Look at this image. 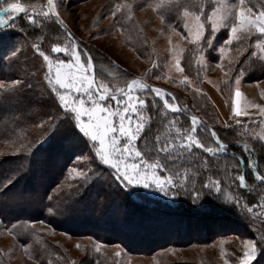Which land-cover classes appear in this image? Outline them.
I'll return each instance as SVG.
<instances>
[{
  "label": "rangeland",
  "instance_id": "374dc122",
  "mask_svg": "<svg viewBox=\"0 0 264 264\" xmlns=\"http://www.w3.org/2000/svg\"><path fill=\"white\" fill-rule=\"evenodd\" d=\"M210 1L213 5L209 10H203L202 13L194 12L201 15L205 25L204 35L199 41H194L184 28L183 10L176 24H171L165 18L167 11L173 13L174 7L180 2L189 3L185 0H56L63 24H58L54 18L45 20L37 14L35 17L37 24L31 25L23 13L18 20L12 21L14 26L0 27V84L9 85L8 89L0 88V101L6 98L5 101L14 102L18 107L14 119L23 120L20 126H15L14 121L7 126L0 122V164L4 167V171H0L2 176L0 182L7 181L8 178L13 180L6 189L0 187V191L6 190L0 193V264H226V261L227 264H238V258L244 251L243 241L258 239L259 235L263 234L259 230L264 228L261 224L264 220V208L257 207L253 213H248L244 208V204L248 202L236 194V190L233 192L226 186L237 181L240 170L234 159L224 158L227 172L222 182L219 180L222 193L218 203L220 207L227 206L222 202L223 195L226 194L240 198L239 207L230 206L222 208V211L228 214L230 210L235 214L246 212L247 215H244L250 224L244 228L232 218H225L226 221L219 224L215 218L204 220L201 215H195L193 212L192 215L175 210L180 208L181 204L177 197L180 199V196L185 195L182 190L178 195L165 197L163 193L155 190L133 187L124 190L134 200L152 206V211L147 210L142 218H139L137 213L133 214L127 229L118 228L121 236L127 232H130L128 234L130 239L139 235L154 236L172 228L171 230L176 232L175 235H180L173 237L178 241L173 240L172 243L159 245L153 251L151 247L140 249L138 243H141V240L130 247L121 237L117 241L102 242L91 235V231L109 233L106 228H110L112 223L114 225L115 217L122 211L117 208L120 199L111 204V212L101 215L102 219L95 222L88 214L89 205L83 203L81 199L85 201L90 195L94 200L100 188H105L104 190L112 195L118 187L111 184L112 180L111 183H107L109 178L107 179L100 170L107 169L106 166L100 164L94 153L89 151L91 145L87 146L85 138L77 129V142H72L68 133L55 136L54 121L58 117H63V110L43 79L46 72L45 63L31 47L32 44H38L53 58L67 59L62 53H51L53 44L59 43L63 46L68 42L65 29L78 42L82 54L85 52L91 54L98 81L103 80L115 88L124 87L132 79H138L150 87L165 89L179 98L183 109L185 102L203 106L208 111L206 115H212L211 122H214L222 134L233 132L246 143L257 141L264 146V117L260 115L258 108L252 107L255 104L264 106V82L262 86L256 84L244 86L247 81L264 80L261 79V76H264V59H261L264 52L256 46V41L264 37L253 31L242 40L233 41L221 58L219 48L224 46L230 29L221 27L213 32L207 17L212 9L220 4L228 5L233 12L241 5L239 0ZM9 2L17 0H5V3ZM19 2L31 9L33 6L37 8L44 6L47 0ZM128 5L131 7H127ZM232 5H235V8H232ZM261 5H264V0H245L243 6L245 8L251 6L254 11H259ZM187 19L191 21V17ZM230 20L235 22L234 17H230ZM237 35L243 37L244 33ZM16 48L20 49L19 53H25L28 49L26 52L28 55L26 53L25 55L31 58L32 63L24 66L23 70H30L29 72L11 69L14 67L12 63L23 64V61L18 60L19 53L16 57L11 55ZM177 56L184 68L183 72L175 68ZM82 58L86 60V56ZM229 67L232 69L231 72ZM237 75L241 76L239 89L248 87L250 97L257 101H241V108L248 112L249 116L233 118L232 101L237 87L235 84ZM185 76L188 77L187 81L184 80ZM14 80H19L20 84L11 85V81ZM33 93H38L41 98H36ZM139 95L148 99L149 106L144 115L150 117L153 114L151 117L157 115L155 119H160L158 124L162 129L154 135L155 138L157 135L160 136L159 143L154 142L156 153L159 147L164 146L166 137L174 139L177 135L175 128L169 130L166 127L170 121L176 120V127L183 130L191 128V120H184L177 113L170 110L154 111L151 108L154 94L144 91ZM155 99L159 108L163 109L162 101L159 98ZM23 100L34 101L40 108L39 101H51L56 105L57 114H53L54 110L48 111V114L41 110L34 124L24 126L25 119L36 115L37 112L36 109L23 105ZM169 100L173 102L171 97ZM43 106L46 107L42 105V109ZM2 111L5 110L1 105L0 112ZM192 115L195 113L192 112L190 116ZM236 119H239L241 124L237 125ZM6 128H11L12 132L7 133ZM147 131L149 132V129L146 127L137 140V146L142 151L145 150L146 143L143 134ZM197 136L206 147H217L215 138L206 129L198 128ZM195 149L194 147L191 153L184 152L181 156L186 155L187 160L191 162V156L196 155ZM175 154V160L182 159L177 152ZM219 154H216L217 157ZM79 155L88 156L89 159L77 160L76 157ZM150 158L155 159L156 154ZM160 158L162 162L167 161L168 164V160ZM179 164H174L169 169L175 168L173 171L180 176L187 175L193 180L195 175L189 172L187 166ZM73 167L85 172H88L89 168L93 170L89 172L90 179L86 184L80 178H76L75 174L69 175ZM209 179L218 180L208 174L205 182ZM16 180L20 181L19 184ZM14 183L17 185L13 186ZM46 187L47 190H44ZM196 189L202 190V186ZM203 191L205 193L208 190ZM251 192L255 195L253 204L259 205L264 201L263 192L253 189ZM22 195L31 198L21 201ZM49 197H52V200H49ZM24 202H29L28 207H24ZM200 205L201 203H198L195 206ZM47 206L58 211L67 209L66 207L69 209L49 213ZM171 208H174V211L169 210ZM232 212L230 213L233 214ZM19 213L22 215L17 217ZM30 214L36 217L30 219ZM51 214L60 216L57 220L60 228L52 227L46 221L38 219ZM100 220L102 222L99 223ZM14 224L16 227L13 229ZM117 253L120 255H116Z\"/></svg>",
  "mask_w": 264,
  "mask_h": 264
},
{
  "label": "snow or ice",
  "instance_id": "6c2138e0",
  "mask_svg": "<svg viewBox=\"0 0 264 264\" xmlns=\"http://www.w3.org/2000/svg\"><path fill=\"white\" fill-rule=\"evenodd\" d=\"M239 4L241 6L234 12L230 10L228 5L220 4L214 7L207 17L211 22L213 32L221 27L230 29V34L228 39L224 41V46L219 48L221 58H223L226 49L232 45L233 41H240L253 31L264 37V5L260 6L259 11H254L251 6L247 8L243 6L245 0H239ZM117 7L119 8V6ZM127 7L130 8L131 5ZM179 7L183 8L184 28L194 41H199L205 31L201 15L190 12L188 6L181 5ZM231 7L235 8V5ZM0 13H3V15H0V27L12 25L13 18L17 17L19 13H24L31 25L37 24L35 18L37 14L45 20L54 18L58 24H63L56 0H47L44 6L40 8L33 6L31 9L20 3L19 0L9 3L0 0ZM189 17H191V21L187 19ZM230 17H234L235 22H232ZM238 33H244V36H238ZM66 35L68 42L63 46L59 43L53 44L51 53H62L67 59L53 58V56L43 51L38 44H32L31 47L46 65L43 79L50 92L55 94L59 107L63 110V115L71 117V123L85 138L87 146L91 145L89 151L94 153L100 164L110 170L115 186L122 189L142 187L145 190H155L163 193L165 197L178 195L179 191L182 190L185 195L190 196L193 204L200 203L201 197L205 195L203 189H207V195H214L217 200H221L222 189L219 180L209 179L203 183L202 190H197L193 181V186L190 189L188 176H180L177 172L171 171L168 164L162 162L160 158L163 154L165 160L174 161L176 156L173 155V152L191 153L194 147L203 149L204 152L212 155L222 153L227 145L221 142L216 131L211 130V136L215 138L217 147H206L197 136L198 128L205 130L202 128L197 116L192 115L190 117L191 128L189 130L176 127V120L170 121L166 127L169 130L175 128L177 135L174 139L166 137L164 146L159 147L156 153V158H150L152 149L148 147L147 142L143 151L137 146L138 138L141 137L151 119L144 115L149 106L148 99L139 94L144 91L154 94L151 101V108L154 111L164 112L170 110L172 113H179L182 109L175 103V95L159 87H150L138 79H132L124 87L117 86L115 88L110 87L103 80L98 81L91 54L87 52L82 54L79 44L72 34L69 32ZM210 42L211 40H209ZM256 46L260 48L261 52H264V39H258ZM19 52L20 49L16 48L11 54L12 57H16ZM82 56H86V60ZM261 59H264V57H261ZM221 66L223 67V65ZM175 68L179 72L184 71L178 56ZM231 71L232 69L229 67V72ZM184 80L187 81L188 77L185 76ZM240 81L241 76L237 75L235 77L237 87L232 101L233 118L249 116V113L241 108ZM19 84V80L11 81V85ZM0 88L8 89L9 85L0 84ZM169 97L173 102H170ZM155 98L162 101L163 109L159 108ZM252 107L258 108L260 115L264 117V106L255 104ZM249 118L251 119V117ZM235 122L237 125L241 124L239 119H236ZM155 139L159 143L160 136L157 135ZM244 150L251 151L246 146ZM76 159L88 160L89 157L79 155ZM248 163L254 173L255 180L259 182L261 190L264 191V173L259 171L257 163L251 158H249ZM92 171L91 168L88 169V172H85L73 167L69 175L75 174L76 178H80L86 184L90 179L89 172ZM238 182L242 188L247 187L246 177L243 173L239 174ZM12 183L13 180L8 178L7 181L0 182V187L6 189L7 185ZM48 199L52 200V197ZM222 202L233 208L240 206V198L233 195H223ZM257 207L264 208V201H261L259 205L244 204V208L247 209L248 213H253ZM66 210L59 209L61 212ZM47 211L53 213L54 208L48 207ZM261 224L264 225V221H261ZM15 227V224L12 225L13 229ZM259 231L264 233V228ZM243 245L244 251L238 258V264H253L260 251L258 245H264V234H260L258 239L255 240H244ZM96 251H99V246H97ZM116 255L119 256L120 253Z\"/></svg>",
  "mask_w": 264,
  "mask_h": 264
},
{
  "label": "trees",
  "instance_id": "16d2710c",
  "mask_svg": "<svg viewBox=\"0 0 264 264\" xmlns=\"http://www.w3.org/2000/svg\"><path fill=\"white\" fill-rule=\"evenodd\" d=\"M180 1H184V0H180ZM185 1H187L189 3L187 4V3H181L180 2L179 5L174 7L173 13H171L170 11H167V14H165V18L169 22H171V24L172 23L176 24V22L179 21V20H177L178 16L181 13V10H183L182 7H179V6H181V4L184 6H188L190 12H196L197 11L200 13H202L203 10H205V11L209 10V8L213 5V3H211L210 0H185ZM201 9H202V11H201ZM22 15H23V13H20L19 15H17V17H15L13 19V21H15L16 19L18 20ZM27 51H28V49L25 50V53ZM25 53H19V57H18V60L23 61V64H18V62L12 63V66L14 65V67H11V69L17 70L19 72H22V71L23 72H29L30 71V70H25V69L23 70L24 66L27 67L28 64L30 65V63H32L31 58L27 56L28 53H26L27 55H25ZM263 73H264V70H263ZM30 77L32 79V74H30ZM261 79H264V76L263 77L261 76ZM33 95H35V97L38 99L41 98L38 93H33ZM175 98H176L175 103H177L178 106L182 109L181 112L177 113L179 116H181V118H183L184 120H189L191 117L190 116L191 113L194 112L195 116H197L199 118L202 127L205 128L209 133H211V130H215L217 135L219 136L221 142L226 144L227 148L225 149L224 152H222L218 155L219 157H217V155L216 156H210L208 153H205V152L201 151L199 148H196L195 149L196 155L194 154V156H191V158H192L191 162H189L187 160L186 155H183L184 156L183 157V156H181L180 153H177V154H179V156L182 159L183 158H186V159H183V161H182V159H178V160H174V161H168V166L169 167L174 166V164L176 165L179 163H180L179 166H182V165L187 166L186 168L189 169V172L192 173L193 175H195V178L193 180L191 178L189 179V188L193 186V184H192L193 181H194V187L200 188L203 185L202 183H204L206 181V176L208 174H210V177L211 176H213V178L216 177V178H218V180H220L222 182V180L224 179L226 172H227L225 165H224L225 164L224 160L225 159H234L238 163L239 170H240L239 174L243 173L246 177L247 187L242 188L239 185L238 179H237V181H233L232 185H231V183H228V185H226V186H229V188L232 189L233 192H234V190H236L235 193L238 194L240 197H242V199L244 201H247L248 204H253L252 202H255V195H252L251 189L258 191V192L261 191L263 193H264V191L261 190V186H260L259 182L255 180L254 173L252 172L248 161H249V158L254 160L257 163L259 171L261 173H264V146L257 141H251V143L250 142L246 143V142L241 140V137L235 135L233 132L227 131L228 133L222 134V131H219V129L216 127V125H214V122L213 123L211 122L212 115H210V114L206 115V112H208V111L206 109H204L203 106H196L193 103L189 104L188 102H185L186 108L183 109L182 108L183 104L180 103L179 98L176 96H175ZM5 99L6 98H3V101H0V106L2 105V108H4V110H5V111L0 112V122L4 126H7L8 123H12L14 121V123H16V124H14L15 126H20V124L23 123V120L17 121L16 119H14V116L17 113L18 107L15 106L14 102L9 103L8 101H5ZM23 103H24L23 105H26L28 108L31 107V108L36 109V112H37L36 115L34 114V115L30 116V118L25 119L26 125H24V126H27V125L31 126L32 124H34L37 120L36 117H37V115L40 114L41 110H44L46 114H48V111H51V110L52 111L54 110L53 114H57V111H58L56 109V105L52 104L51 101H39L41 108L37 105V103H35L34 101H31V100H26V101L23 100ZM207 103L209 104V102H207ZM42 105H45L46 107L43 106V109H42ZM19 106H20V104H19ZM37 108H40V109H37ZM58 115L61 116V114H58ZM151 116H150L151 119L146 126L149 129V132L147 131L143 135H145V137H146V142L148 144V147L152 149L150 157H153V155L156 154V150L154 147V142L156 140H155L154 135L159 133L162 128L158 124V121H160V119L159 120L155 119V117H158V116L154 115V118ZM206 116L208 118H206ZM48 117H50V116H48ZM206 120L207 121L209 120V121L207 122ZM207 123H208V125H206ZM54 124H55L54 131L56 132V133H54L55 136H59V135H61V133H68L73 140L72 142H74V141L77 142L78 133H77L75 127L73 126V124L71 123V117L70 116H64L63 115L62 118L58 117V119H56L54 121ZM6 131H7V133H11L12 129L6 128ZM68 134H66V135L68 136ZM244 145H246V147L248 149H250L251 151H245ZM173 155H176L175 152H173ZM161 157H164V155L162 154ZM163 162H165V161H163ZM166 163H167V161H166ZM174 169H172L171 171H173ZM100 170H101V173L107 177V179L109 178L108 180L106 179L107 183H111V180H112L111 184H113L115 186L113 179L112 178L110 179V177H111L110 171H108L107 169H103V168H101ZM0 171H2V172L4 171V167L2 165L0 166ZM173 172H176V171H173ZM190 177H191V175H190ZM0 178L2 179V176H0ZM1 179H0V181H1ZM19 182L20 181H17L18 184H19ZM17 183H14L13 186L17 185ZM52 186H54V185H52ZM47 187H49V186H47ZM47 187L44 188V190H47ZM9 189H7V191H9ZM104 189L105 188H100L96 192L94 200L91 199L92 197L90 195L88 196L87 199H85V201H83L81 199V201L83 203H85L86 205H89V208H90L89 211L90 212L88 214L91 217V219L94 220V222L97 219H100V218L102 219L101 215L111 212L110 211V208L112 206L111 204L116 199H118V200L120 199L118 201L117 208L121 209L122 211H120L121 212L120 214L117 213L118 216L115 217L116 219L114 221V225L112 223V226L110 228H106V230H108L109 233L108 232L107 233H99V232H95V231L90 232L91 235L95 236L98 240H100L102 242H112V241H117L121 237V238H124L126 240V242L130 245V247H133L134 244L138 243L139 240H141L140 241L141 243H138V244H140V246H139L140 249L146 248V247L147 248L151 247L152 250L154 251L155 249H157V247L159 245L163 246L164 244H169V242L172 243L173 240H175L173 238L174 236L175 237L180 236V235H175L176 232L171 230L172 228H169V230H166V232L157 233L154 236H145L144 237L143 235H139V236H136L137 238L132 237L130 239V235H128V234H130V232H127L123 236H121L122 234L118 231V228L127 229L128 225H129V221H131L133 214L137 213L138 217L142 218L143 216H145V214H146L145 212L147 210L152 211V206H147L145 203H142L140 200H136V199L134 200V198L122 188H119V187L115 188V191L112 195L111 194L109 195L106 192V190H104ZM4 191H6V190H4ZM4 191H0V193L4 192ZM206 193L207 192H205L204 197L201 198V201H200L201 205L199 206L200 208L195 206L196 204L194 205L192 203L190 196L182 195V196H180V199L178 196L177 199L181 202V204L179 206L180 208L175 209V210L182 211V212L187 213V214H189V213L192 214V212H193V214H195V215L196 214L201 215V218H203L204 220H209L210 218H215V219H217L216 221H218L219 224L220 223L222 224V222H225L226 221L225 218H227V219L232 218V219L238 221V225L243 227V228H244V226H247L250 224L249 220H247L246 216L244 215V214H246V212H243L241 214L240 213L235 214L230 210V211H228L229 214L225 213L222 211V208L223 209L226 207L229 208L230 206L227 205L225 207V206L221 205L222 207H220V203H218L220 201L217 200L214 195H207ZM43 194H45V191L43 192ZM21 198H23L21 201H23V200L27 201L28 199H26V198H31V197H27L26 195H22ZM105 198H108V200H105ZM253 198H254V201H253ZM0 200H1V198H0ZM103 200H105V201H103ZM24 203H25L24 207H28L29 202H24ZM144 205H146V206H144ZM48 207L49 206H47L46 208H48ZM66 208L69 209L68 207H66ZM173 209L174 208H171L169 210L174 211ZM56 210L57 209L54 210L55 213H56ZM57 212L59 213L58 210H57ZM69 212H71V211H69ZM230 212H232L234 215L231 214ZM19 215H22V214L19 213L17 215V217ZM23 215H25V213ZM228 215H229V217H227ZM29 216H31L30 219L36 217V216H32V214H30ZM59 218H60V216H55V215L51 214L49 216L39 217L38 219L46 221L52 227L60 228L57 225V222H58L57 220H59ZM113 219H114V217L112 218L111 221H113ZM100 222H102V220H100L99 223ZM177 241L178 240H175V242H177ZM48 243H49V241H48ZM259 248H260L259 254H258L256 260L253 262V264H264L263 245H261ZM61 255H62V253H61Z\"/></svg>",
  "mask_w": 264,
  "mask_h": 264
},
{
  "label": "crops",
  "instance_id": "0c3cea01",
  "mask_svg": "<svg viewBox=\"0 0 264 264\" xmlns=\"http://www.w3.org/2000/svg\"><path fill=\"white\" fill-rule=\"evenodd\" d=\"M262 82H264V80H259V81H254V82L247 81V83L244 86H250V85L254 86L253 84H256V86H262ZM247 88L243 87V89L240 90L242 93L241 101H257V99H253L250 97V94L247 91ZM212 100H213V98H212Z\"/></svg>",
  "mask_w": 264,
  "mask_h": 264
},
{
  "label": "water",
  "instance_id": "95a60500",
  "mask_svg": "<svg viewBox=\"0 0 264 264\" xmlns=\"http://www.w3.org/2000/svg\"><path fill=\"white\" fill-rule=\"evenodd\" d=\"M64 31L66 32V34L68 33L65 29H64ZM199 120V119H198ZM200 121V120H199Z\"/></svg>",
  "mask_w": 264,
  "mask_h": 264
}]
</instances>
